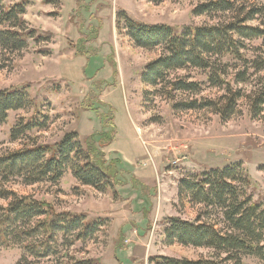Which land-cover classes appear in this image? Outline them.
Returning <instances> with one entry per match:
<instances>
[{
	"label": "rangeland",
	"instance_id": "obj_1",
	"mask_svg": "<svg viewBox=\"0 0 264 264\" xmlns=\"http://www.w3.org/2000/svg\"><path fill=\"white\" fill-rule=\"evenodd\" d=\"M21 1L25 0H6L9 5ZM46 1L28 0L25 19L30 28L50 34V41H30L23 52L0 58V90L29 87L32 98L50 117L47 130L30 134L40 143H56L70 132H77L82 140L108 133L111 128L105 125L110 118L115 137L101 150L106 161H116L123 171L120 180L124 185L99 193L82 186L69 171L58 185H14V190L47 202L58 213L84 214L89 220L102 221L93 240L72 248L78 258L95 259L99 264H150L156 256L212 258L211 250L167 242L169 218L195 221L204 212L201 207L181 203L180 181L241 163L251 181L253 200L264 203V121L252 119L247 106H241V114L228 122L209 111H174L163 91L154 94L155 89L142 80L146 67L161 51L136 47L118 22L122 12L143 25L180 29L213 25L220 18L194 14L206 0H164L159 4L59 0L57 5ZM250 1L264 7V0ZM79 44L88 55L76 53ZM248 45L257 48L261 41ZM187 76L204 84L196 99L224 94L209 88L206 75L197 70L173 75ZM149 92L152 94L146 99ZM33 110L12 112L0 125V154L21 147V142L11 140L10 132ZM132 176L142 187L133 188ZM217 220L212 217L211 221ZM23 255L19 247L1 248L0 264H17ZM245 262L262 264L254 259Z\"/></svg>",
	"mask_w": 264,
	"mask_h": 264
},
{
	"label": "trees",
	"instance_id": "obj_2",
	"mask_svg": "<svg viewBox=\"0 0 264 264\" xmlns=\"http://www.w3.org/2000/svg\"><path fill=\"white\" fill-rule=\"evenodd\" d=\"M146 1L159 4L164 0ZM46 2L57 5L60 1ZM28 4V0L13 5L0 0V58L23 52L30 41H50V34L29 27L25 19ZM194 14L220 20L213 25L180 29L147 26L125 12L119 14V28L123 26L136 47L161 51L159 58L146 67L144 84L155 89L154 94L163 91L174 111H209L228 122L241 114V106H247L252 119L264 121V7L250 0H206ZM258 21L261 23L255 24ZM256 41H261L260 47H249L248 43ZM76 53L82 56L89 51L79 44ZM190 70L204 73L208 87L224 94L196 99L203 83L188 76L173 77ZM151 94L147 93L146 99ZM177 94L191 98L182 100ZM30 109H34L33 114L20 118L10 132L11 140L21 142V147L0 154V249L21 248L24 255L17 264H99L95 259L78 258L71 250L79 242L93 240L103 224L101 220L58 213L47 202L21 195L13 187L58 185L69 171L82 186L99 193L123 186V171L116 161H106L101 150L114 140L113 123L109 118L105 127L111 128L110 132L85 140L77 132H70L56 143H40L30 134L47 130L50 117L39 108L29 87L0 90V125L7 122L10 113ZM130 180L135 190L142 187L134 176ZM250 186L241 163L182 179L181 203L201 207L204 212L195 221L169 218L167 242L211 250L212 258L156 256L150 264H247L246 259L264 264V203L253 200ZM212 217L219 221H211Z\"/></svg>",
	"mask_w": 264,
	"mask_h": 264
},
{
	"label": "crops",
	"instance_id": "obj_3",
	"mask_svg": "<svg viewBox=\"0 0 264 264\" xmlns=\"http://www.w3.org/2000/svg\"><path fill=\"white\" fill-rule=\"evenodd\" d=\"M53 33H55L54 31H52Z\"/></svg>",
	"mask_w": 264,
	"mask_h": 264
}]
</instances>
